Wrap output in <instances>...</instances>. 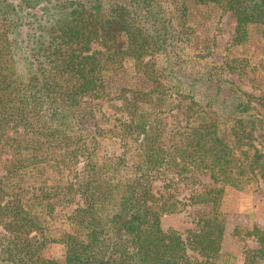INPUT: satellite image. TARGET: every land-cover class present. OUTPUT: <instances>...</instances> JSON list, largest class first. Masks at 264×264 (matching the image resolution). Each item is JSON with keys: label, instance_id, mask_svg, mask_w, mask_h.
<instances>
[{"label": "trees", "instance_id": "trees-1", "mask_svg": "<svg viewBox=\"0 0 264 264\" xmlns=\"http://www.w3.org/2000/svg\"><path fill=\"white\" fill-rule=\"evenodd\" d=\"M174 1L0 0V223L11 264H227L221 212L188 237L164 230L162 216L187 204L166 187L209 173L222 186L189 200L216 203L225 185L264 176V119L255 95L223 77L240 58L204 59L212 45L192 48L187 15L189 1L230 10L242 42L251 24L264 26V0ZM128 60L144 87L113 76ZM104 98L121 99L125 115L112 126L127 150L136 144L129 164L99 157ZM71 204V228L56 234L54 210ZM245 228L234 234L255 235L262 254L264 230ZM48 242L64 244L62 259L43 254Z\"/></svg>", "mask_w": 264, "mask_h": 264}, {"label": "rangeland", "instance_id": "rangeland-1", "mask_svg": "<svg viewBox=\"0 0 264 264\" xmlns=\"http://www.w3.org/2000/svg\"><path fill=\"white\" fill-rule=\"evenodd\" d=\"M175 3L173 0V6ZM189 7L187 22L194 24L193 35L196 39V44L192 43V48H196L197 44L200 43H210L213 48L212 54L205 56L204 59H213L224 65L229 63L232 58H240L234 61L240 66L234 70H225L223 77L236 83L244 91L255 95L257 100L254 99V103L257 109L259 108L260 117L264 119V26L251 24L248 38L242 42H236L237 22L232 11L224 10L216 4H200L194 1H189ZM175 19L181 21L177 13H175ZM192 48L189 46L187 49L190 50L187 51L195 56L196 52L193 53ZM189 53H185L184 58L189 57ZM147 58H150V56ZM154 60L158 61L159 65H163L165 58L158 55L154 57ZM193 75L194 71L185 74V79L190 80ZM113 76H115L119 86L132 84L144 87L145 85L131 60H128L124 63V66L117 69ZM170 80L169 76L164 79L165 82L172 84L173 82ZM189 99V97H186L182 101L183 104L188 103ZM99 101L102 104L101 109L98 111L99 122L103 128V131L97 136L99 157L108 162L117 161L119 157H124L129 164L130 159L138 158L135 149L136 144H133L131 149L127 150V147L115 132L116 128L112 126V123H119L125 115L120 107L121 99L104 98ZM181 109L178 111V115H182L180 113ZM169 120L171 123L175 122V115H170ZM82 127L86 129L91 128L92 125L86 122L83 123ZM261 131L264 133V128ZM256 143L264 152V135L260 136V141ZM83 163L84 160L81 162L82 166ZM171 170L169 175H173ZM107 174L111 176L113 174L112 170H109ZM195 174L197 176L186 177L175 182V185L173 183L171 187H166V191L169 189L174 196L187 202V204L181 210L168 212L162 216L164 230H177L183 236L188 237L191 232L198 229L197 222L200 217L212 215L214 212H221L225 222V231L220 249L222 258L226 259L227 264H264V252L262 254L258 252L261 244L257 237L245 233L234 234L236 225L247 227L245 230H252L254 226L264 230V176L259 173L257 179L249 180L240 188L225 185L216 203L212 201L193 203L189 199L194 192L210 187L216 190L222 186V183L215 182L209 173L196 172ZM163 182L164 180L157 179L155 189L165 190L162 186ZM75 207L76 204H71L58 206L54 210L51 225L52 229L56 230V234L71 228L69 215ZM242 230L244 231V229ZM8 236H11L10 233L0 223V264H11L5 258L7 254L4 250L8 243ZM64 252L65 246L60 242H48L43 248L44 255L58 259L64 257Z\"/></svg>", "mask_w": 264, "mask_h": 264}]
</instances>
